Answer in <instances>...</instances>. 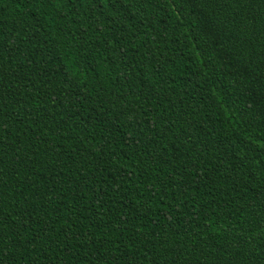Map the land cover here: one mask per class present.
<instances>
[{"label": "trees", "instance_id": "obj_1", "mask_svg": "<svg viewBox=\"0 0 264 264\" xmlns=\"http://www.w3.org/2000/svg\"><path fill=\"white\" fill-rule=\"evenodd\" d=\"M0 264H264V0H0Z\"/></svg>", "mask_w": 264, "mask_h": 264}]
</instances>
